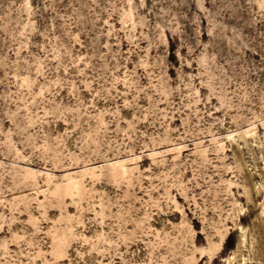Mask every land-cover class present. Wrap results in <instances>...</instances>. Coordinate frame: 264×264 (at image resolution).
I'll return each instance as SVG.
<instances>
[{"label": "rangeland", "instance_id": "obj_1", "mask_svg": "<svg viewBox=\"0 0 264 264\" xmlns=\"http://www.w3.org/2000/svg\"><path fill=\"white\" fill-rule=\"evenodd\" d=\"M0 264H264V0H0Z\"/></svg>", "mask_w": 264, "mask_h": 264}, {"label": "trees", "instance_id": "obj_2", "mask_svg": "<svg viewBox=\"0 0 264 264\" xmlns=\"http://www.w3.org/2000/svg\"><path fill=\"white\" fill-rule=\"evenodd\" d=\"M228 247V246H227ZM229 248V247H228Z\"/></svg>", "mask_w": 264, "mask_h": 264}]
</instances>
